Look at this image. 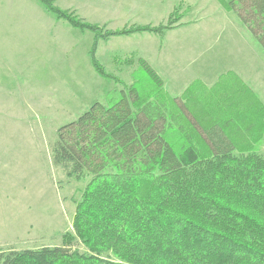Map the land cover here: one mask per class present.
I'll return each mask as SVG.
<instances>
[{
	"label": "trees",
	"instance_id": "16d2710c",
	"mask_svg": "<svg viewBox=\"0 0 264 264\" xmlns=\"http://www.w3.org/2000/svg\"><path fill=\"white\" fill-rule=\"evenodd\" d=\"M37 1L57 19L92 32V68L114 82L95 59L98 41L138 32L161 35L165 29L101 32L61 13L51 0ZM217 1L264 52V0ZM136 62L153 93L142 91L137 76L57 131L54 165L69 178H89L75 207L73 231L56 247L2 250L0 264H264V157L256 152L263 132L252 138L262 125V107L254 93L229 74L209 90L194 84L182 98H171L153 68ZM224 96L241 105L247 120L218 110L215 100ZM209 108H216L218 127L232 128L233 138L243 137L242 142H213L205 129ZM222 110L238 122L224 118ZM174 132L184 139L180 152L172 144ZM191 134L196 146L185 137ZM75 242L83 252L73 248Z\"/></svg>",
	"mask_w": 264,
	"mask_h": 264
},
{
	"label": "rangeland",
	"instance_id": "374dc122",
	"mask_svg": "<svg viewBox=\"0 0 264 264\" xmlns=\"http://www.w3.org/2000/svg\"><path fill=\"white\" fill-rule=\"evenodd\" d=\"M51 1L61 13L96 26L101 32L146 26L132 22L123 27L119 19L106 28L101 21L111 17L140 23H145L143 17H146L147 22L153 23L149 26H165V29L159 36L138 32L98 41L95 59L107 75L116 79L114 82L100 77L92 68V32L80 31L65 19H57L37 0H0V71L6 63H14L15 69H10L14 81L29 82L37 78L44 82V86L40 84L21 94L15 93L16 108H0V251L56 247L64 234L73 231L75 207L89 178H69L54 165L52 149L57 131L75 122L93 104L104 103L113 88L129 85L137 76L141 78L142 91L153 93V88L138 73L136 58L153 62L160 44L165 49L178 48L183 56L190 55L197 50L193 51L195 43L192 40L202 36L209 39L208 47L213 50L210 54L228 56L226 66L241 68V78L253 93L255 91L262 107V113L259 108L262 125L256 128L252 138H258L263 132L256 152L264 157V52L236 16L217 0ZM117 1H121L119 7L125 10L108 13L119 8ZM177 26L183 28L177 31ZM115 58L119 59L114 61ZM217 70L213 73H218ZM166 73L170 72L166 70ZM166 82L171 87V78ZM225 99L231 101L219 103ZM11 100V96L0 94V101ZM215 102L218 110L227 109L234 113V119L240 115L243 121L247 120L248 114L232 96L216 98ZM195 108L199 112L202 107ZM237 110L242 112L237 113ZM226 111L221 112L223 117L233 121ZM215 112L216 108L214 111L209 108L205 113L211 120L205 129L213 142L235 140L232 128L218 127L221 120ZM185 137H190L194 146L198 144L192 134ZM242 139L235 141L242 142ZM171 140L180 152L185 145L183 137L174 132ZM73 248L84 251L77 242L73 243Z\"/></svg>",
	"mask_w": 264,
	"mask_h": 264
},
{
	"label": "crops",
	"instance_id": "0c3cea01",
	"mask_svg": "<svg viewBox=\"0 0 264 264\" xmlns=\"http://www.w3.org/2000/svg\"><path fill=\"white\" fill-rule=\"evenodd\" d=\"M120 4L121 1L116 2L117 7H119ZM124 10L125 8L119 7L118 9L115 10L111 9V11H109L108 13L110 14L120 13ZM119 19H120L119 23L124 25L123 27H127L126 25L132 22L139 23L141 25L153 24L147 22L146 17H143V21L145 23L134 22L136 20H132V21L124 20V18L122 17L119 18L111 17L108 18L106 21H101V22H103V26L107 28L108 25L115 24L116 21H118ZM176 28H177L176 30L179 31L181 28H183V26L182 27L177 26ZM109 29H111V27ZM113 29H117V28L114 27ZM194 37L195 35L194 33H192L191 38L193 39ZM192 42L195 43V47L193 51L195 50V48H197V50L195 51V53H192L190 55L186 54L183 56L178 48L171 47L165 49L163 46L161 47L160 44L158 47V51L155 50V54H157V56H156V60L155 59L152 60L153 62L151 61L149 62L148 60L139 57V59L146 61L161 78L163 82L164 91L167 93V95H169L171 98H182L184 93L189 89V87H191L194 84L200 86L202 88V91L209 90L219 81L220 77L229 74L235 75L250 90L252 89L241 78V74H240L241 68H239L238 70L234 66H226L224 64L229 60L228 56L223 57V55H220V53H217L218 55L215 53L210 54L211 51L213 50L208 47L209 46L208 38L202 36L199 37L196 36L192 40ZM236 59L237 61H239L238 57H236ZM229 68H233V69H229ZM10 69L12 70L15 69L14 63H10V64L6 63L5 68L0 71V94L9 95L13 98V100L4 101V102L0 101L2 103L0 105L1 109L17 107L16 105L17 97L15 93L21 94L24 91L26 92V90L29 89L31 90L35 87H38L40 84L41 86H44V82L42 80H38L37 78L29 80V82L28 80H26V82L14 81L13 78H15V76L10 71ZM214 69H218L217 70L218 73L214 74L213 73ZM221 69L223 70L222 73L220 72ZM166 70H168L170 73H166ZM167 78L168 79L171 78V87L169 83L167 84L166 82ZM168 88L170 91H173L172 95L170 94V91H168ZM254 94H256L255 91Z\"/></svg>",
	"mask_w": 264,
	"mask_h": 264
}]
</instances>
